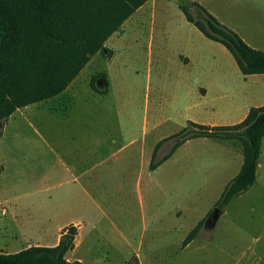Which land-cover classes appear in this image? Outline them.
Segmentation results:
<instances>
[{
    "label": "rangeland",
    "instance_id": "rangeland-1",
    "mask_svg": "<svg viewBox=\"0 0 264 264\" xmlns=\"http://www.w3.org/2000/svg\"><path fill=\"white\" fill-rule=\"evenodd\" d=\"M189 1L264 49V0H148L64 91L19 107L2 127L0 250L52 245L62 225L81 222L78 245L64 254L69 261L264 264V137L254 183L229 200L212 227L201 225L184 248L182 238L238 170L242 146L194 137L148 167L147 153L164 137L155 159L168 153L176 140L170 136L187 119L234 123L252 101V87H244L230 52L185 19L178 5ZM104 87L103 96L97 90ZM260 88L255 103L264 101V84ZM90 94L102 101L94 104ZM121 134L145 140L141 166L138 143L120 151L111 142ZM91 139L94 148L107 143L110 154L101 163L98 154L91 160L85 153ZM75 154L88 168L79 183L69 167Z\"/></svg>",
    "mask_w": 264,
    "mask_h": 264
},
{
    "label": "trees",
    "instance_id": "trees-1",
    "mask_svg": "<svg viewBox=\"0 0 264 264\" xmlns=\"http://www.w3.org/2000/svg\"><path fill=\"white\" fill-rule=\"evenodd\" d=\"M147 0H0V135L3 123L15 109L54 97L73 80L91 55L135 9ZM185 19L205 37L221 43L232 55L240 73L264 74V51L253 47L222 24L197 1L178 5ZM104 78V75H102ZM106 93V88L97 90ZM170 137L168 153L155 159L161 138L153 147L149 169L165 160L187 139L212 137L238 140L242 163L214 202L223 210L234 196L255 181L264 137V104L250 106L246 115L230 124H204L190 119ZM3 166L0 164V172ZM212 207V208H213ZM210 208L206 214L212 210ZM204 216L188 231L181 245L198 235ZM77 226L60 228L52 245L28 244L13 252L0 250V264H84L64 254L74 247Z\"/></svg>",
    "mask_w": 264,
    "mask_h": 264
},
{
    "label": "crops",
    "instance_id": "crops-1",
    "mask_svg": "<svg viewBox=\"0 0 264 264\" xmlns=\"http://www.w3.org/2000/svg\"><path fill=\"white\" fill-rule=\"evenodd\" d=\"M148 1V0H147ZM146 1V2H147ZM146 2H144L143 4H141L137 9H135L134 10V12L128 17V18H125V20L121 23V25H123L124 24V22L125 21H128V20H131L133 17H134V15H136L137 17H138V15H139V13H143V7H144V5H145V3ZM190 2V1H189ZM121 25L119 26V28L121 27ZM116 32V31H115ZM113 34V33H112ZM111 34V35H112ZM107 40V39H106ZM105 41V40H104ZM246 42V41H245ZM106 43V41L104 42V44ZM249 44V43H248ZM251 46H253V47H256L255 45H252V44H250ZM261 50H264V49H261ZM95 55H96V52L93 54V55H91V57L89 58V60L87 61V63L85 64V65H87L89 62H91L92 61V59L95 57ZM182 58H183V60H184V62H188L189 61V57L187 56V55H182L181 56ZM84 65V66H85ZM84 66L82 67V69L84 68ZM81 69V70H82ZM79 72H81L80 70H79ZM79 74V73H78ZM77 74V75H78ZM242 74V73H241ZM77 75L73 78V80L71 81V83H73V81L76 79V77H77ZM241 79H242V81H243V84H244V87H247V86H251L252 88V90H250V93L249 94H251V103H246V106H245V108L242 110V112L240 113V115L238 116V118L236 119V122L237 121H239V120H241L245 115H246V112L248 111V109H249V107L250 106H253V105H260V104H264V101H261V102H259V103H255V100H260L259 98H257L256 97V95L257 94H261L262 92H261V84H264V74L263 73H253V74H242L241 76ZM256 78L254 81H252V83L251 84H249L248 85V79L249 78ZM257 84H258V86L259 87H257ZM66 89V88H65ZM64 91V90H63ZM247 91V90H246ZM103 94V93H102ZM105 94H103V96H104ZM90 97H91V101L94 103V104H99V102L100 101H102L101 100V98L100 97H98V96H96L95 94H90ZM50 99V98H49ZM44 100H42V101H39V102H35V103H42ZM31 104H33V103H31ZM31 104H28V105H31ZM26 106V105H25ZM27 107H29V106H27ZM18 109V108H17ZM17 109H15V111H13L10 115H9V117L7 118V120L11 117H13V114L14 113H16L18 110ZM30 111V110H29ZM31 111H35V109H32ZM37 111V113L40 111V110H36ZM35 111V112H36ZM22 116H23V118H27V116H28V113L26 112V109H25V111L22 113ZM6 120V121H7ZM5 121V122H6ZM5 122L3 123V126H5ZM208 124V123H207ZM210 125H212V124H214V123H209ZM227 124H230V123H227ZM119 127H121L122 129L124 128V129H126V125H124L123 127L122 126H120V125H118ZM120 128V129H121ZM123 129V130H124ZM122 130V131H123ZM124 136V134H121V139L120 140H118V139H113V140H111V142H113L114 144H117L118 145V148H119V150L120 151H124L128 146H131V145H135L136 143H138V145H139V148H138V153H139V163L138 164H140L141 162H142V158H143V156H142V154H143V152H142V148H143V145L145 144V140H143V139H141V138H138L137 136H134V135H129V137L126 139V138H124L123 137ZM119 138H120V136H119ZM233 140V139H232ZM110 141V140H109ZM106 142L105 141H100L99 142V144L94 148V146H95V144H94V141H92V139L85 145V147H86V151H85V153H89V155H90V159L92 160H94V158H95V155L96 154H98V159H99V162L101 163V162H103L105 159H106V157L110 154V151H108V148L106 149ZM89 147V149H87ZM153 150V149H152ZM152 150L149 152V153H147V156H151V153H152ZM83 152V151H82ZM114 152V151H113ZM232 152V151H231ZM81 155H82V153H81ZM80 154H79V156L78 155H74L72 158H71V162H69L70 163V165H69V167H70V170H71V172H73V174H74V177L76 178L75 179V181L76 182H78L79 183V178H80V173H83V172H86L87 170H88V168H86V167H82V163H80L81 161H80V156H81ZM148 158V157H147ZM242 159H243V156H242ZM242 163V160L240 161V164ZM239 164V165H240ZM258 164H259V162H258ZM3 166V165H2ZM140 166H141V164H140ZM258 167V166H257ZM91 170H93V165L91 164V166L89 167ZM239 168H240V166H239ZM239 168H238V170H239ZM3 170V169H2ZM238 170L235 172V173H233L232 175H231V177L227 180V181H224L223 182V187L222 188H224L225 187V185L227 184V182L238 172ZM83 171V172H82ZM2 172V171H1ZM91 177L93 178V173H91ZM209 210V209H208ZM207 212V210L204 212V214ZM204 217V215H202L200 218H199V220L201 219V218H203ZM77 223H80L81 224V222H73L72 224H75L76 226H77V235H76V237H75V240H74V247L72 248V249H74L77 245H78V243H79V239H78V234L80 233V228H81V225H79V228H78V225H77ZM65 225H67V224H64V225H62L61 226V228L63 227V226H65ZM57 240H58V238L56 239V242H57ZM182 240H183V238H182ZM182 240H181V242H182ZM181 242H180V247L181 248H184L185 246H187L189 243H187L186 245H184V246H182L181 245ZM71 249V250H72Z\"/></svg>",
    "mask_w": 264,
    "mask_h": 264
},
{
    "label": "water",
    "instance_id": "water-1",
    "mask_svg": "<svg viewBox=\"0 0 264 264\" xmlns=\"http://www.w3.org/2000/svg\"><path fill=\"white\" fill-rule=\"evenodd\" d=\"M0 126H1V122H0ZM221 211H222L221 209L214 206L212 208V210L209 212V214L206 216V218L204 219L202 226L203 227H212V225L215 224V221L217 220Z\"/></svg>",
    "mask_w": 264,
    "mask_h": 264
},
{
    "label": "built area",
    "instance_id": "built-area-1",
    "mask_svg": "<svg viewBox=\"0 0 264 264\" xmlns=\"http://www.w3.org/2000/svg\"><path fill=\"white\" fill-rule=\"evenodd\" d=\"M0 213H1V214H4V213H5V209H4V207H2V206H0Z\"/></svg>",
    "mask_w": 264,
    "mask_h": 264
}]
</instances>
